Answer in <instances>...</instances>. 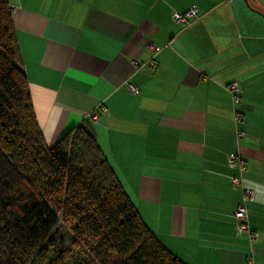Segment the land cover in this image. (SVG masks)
Segmentation results:
<instances>
[{
    "label": "crops",
    "instance_id": "1",
    "mask_svg": "<svg viewBox=\"0 0 264 264\" xmlns=\"http://www.w3.org/2000/svg\"><path fill=\"white\" fill-rule=\"evenodd\" d=\"M7 1L47 147L89 122L141 220L179 260L264 264V0ZM193 5L197 21L173 22ZM237 176L255 194L257 239L235 229Z\"/></svg>",
    "mask_w": 264,
    "mask_h": 264
},
{
    "label": "trees",
    "instance_id": "2",
    "mask_svg": "<svg viewBox=\"0 0 264 264\" xmlns=\"http://www.w3.org/2000/svg\"><path fill=\"white\" fill-rule=\"evenodd\" d=\"M0 264H184L147 228L83 120L48 148L0 0Z\"/></svg>",
    "mask_w": 264,
    "mask_h": 264
},
{
    "label": "built area",
    "instance_id": "3",
    "mask_svg": "<svg viewBox=\"0 0 264 264\" xmlns=\"http://www.w3.org/2000/svg\"><path fill=\"white\" fill-rule=\"evenodd\" d=\"M226 2H231L233 0H225ZM171 19L176 24H182L184 27H187L197 21L199 19L198 11L196 6H190L188 10L184 13H178L173 12L171 15ZM148 68L152 69L154 67V63L151 61L147 64ZM226 89L232 93V100L234 103L239 102V93L240 88L237 83H230L227 85ZM134 90V89H132ZM103 112H105L104 109H102ZM96 122V116L92 115L91 119ZM235 120L237 122L241 121V116L239 114H236ZM238 137L243 136V132L239 131ZM227 166L230 169H239L242 170V161L239 158V156L235 154H229L227 155ZM229 180L231 182V185L233 188L242 187V196L243 201L242 203L238 204L235 208V210L232 213V217L235 221V229L237 234H247L250 239H257V235L250 231L248 226V204L253 202L255 199V194L253 190L249 188L243 187V180L241 177H229Z\"/></svg>",
    "mask_w": 264,
    "mask_h": 264
}]
</instances>
